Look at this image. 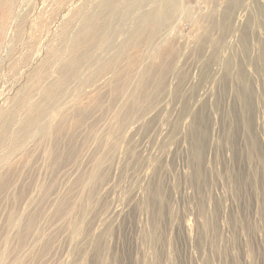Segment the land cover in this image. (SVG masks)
<instances>
[{
  "label": "rangeland",
  "instance_id": "rangeland-1",
  "mask_svg": "<svg viewBox=\"0 0 264 264\" xmlns=\"http://www.w3.org/2000/svg\"><path fill=\"white\" fill-rule=\"evenodd\" d=\"M107 1L0 10V264H264V0H182L134 47L156 0Z\"/></svg>",
  "mask_w": 264,
  "mask_h": 264
},
{
  "label": "bare ground",
  "instance_id": "bare-ground-1",
  "mask_svg": "<svg viewBox=\"0 0 264 264\" xmlns=\"http://www.w3.org/2000/svg\"><path fill=\"white\" fill-rule=\"evenodd\" d=\"M114 1L115 0H109L103 5V10H102L103 13H106L108 10L110 11L114 9L113 6ZM236 2L237 0H231L229 10H233ZM182 5H183L182 0L154 1V4L153 5L151 4V7L149 9H145L138 16L135 26L133 27V30L127 39L128 46L130 47L131 46L134 47L136 45L138 46L144 37L150 38L151 36H153L154 33H156L157 30L161 28L162 25L165 24V22L172 20L179 13V11L182 9ZM8 7H9V0H0L1 11H4ZM16 11H17V7H16ZM90 27L88 28V32H87L88 36L95 37L99 32L100 28L102 27L101 21L100 20L96 21L92 26L90 25ZM89 49H90L89 42L86 39L84 40L81 39L79 42V49L77 55L70 63L64 65L61 68L58 78H56L54 81H52V83H50L46 88L43 89L42 96L39 102L35 105L31 114L24 121L20 123L21 125L18 127L17 130L18 136L16 142L20 141L21 138L26 136L27 134H32L34 132H37L39 136H44L51 131L52 129L51 120L45 121L47 115L46 113H48L47 111L49 110L50 106L59 100L66 86L68 85V83H70L69 80L71 79V77H73L72 75L78 73L79 65L88 60L87 58L89 56ZM163 50L166 49L164 48L162 49L161 53L159 54V59H162L164 54L167 53ZM101 72H102V68H98L96 71V75L99 76ZM40 119L43 123L40 122L38 123ZM95 172L97 171L95 170ZM34 220H35L34 216L29 218L26 221V226L28 228H32V226L34 225ZM11 221L12 222L15 221L18 223V220H16L15 218H12ZM21 236L22 238H24V235ZM1 257L2 255H0V259ZM2 260L3 259H1V261Z\"/></svg>",
  "mask_w": 264,
  "mask_h": 264
}]
</instances>
